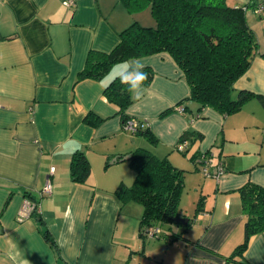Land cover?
I'll use <instances>...</instances> for the list:
<instances>
[{
	"label": "crops",
	"instance_id": "obj_1",
	"mask_svg": "<svg viewBox=\"0 0 264 264\" xmlns=\"http://www.w3.org/2000/svg\"><path fill=\"white\" fill-rule=\"evenodd\" d=\"M118 3L0 0V264H237L227 258L244 238L238 189L248 181L264 186V103L253 97L232 114L206 107L201 117L190 118L176 110L188 84L172 57L160 52L139 57L154 74L126 109L156 141L125 130L118 107L103 95L120 69L112 67L100 80L76 81L89 49L110 51L133 20L154 24L149 7L148 13H130ZM228 3L252 4L246 20L264 51V11H254L264 0ZM241 89L264 95V56H255L235 81L233 96ZM90 111L106 119L86 123ZM185 131L193 132L187 152L175 148ZM138 147L182 169L191 200L202 198L195 214L179 205L180 217L190 223L185 239L140 238L141 205L116 196L120 184L134 180L125 157ZM75 150L90 163L84 182L70 177ZM201 154L211 169L223 165L217 179L201 172L195 161ZM46 179L50 194L42 192ZM27 202L35 212L20 218ZM243 255L249 264H264V232L249 238Z\"/></svg>",
	"mask_w": 264,
	"mask_h": 264
},
{
	"label": "trees",
	"instance_id": "obj_2",
	"mask_svg": "<svg viewBox=\"0 0 264 264\" xmlns=\"http://www.w3.org/2000/svg\"><path fill=\"white\" fill-rule=\"evenodd\" d=\"M119 1L130 13L149 6L154 24L144 25L133 20L118 32V42L110 51L89 49L76 81L84 78L100 80L116 63L167 52L188 84L189 94L178 106L190 118L201 117L206 107L222 115L232 114L253 97L264 103V95L247 90H237L233 96L235 81L246 72L255 56H264L246 20V11L252 4L233 6L228 0ZM145 71L148 80L144 86H148L154 72L149 66ZM125 87L115 77L103 90L104 97L118 107L122 126L127 119L133 118L126 113L134 100L122 90ZM105 119L94 111L84 117L86 123L91 125H97ZM138 121L139 125L133 134H142L148 140L156 141L149 128L141 120ZM192 135L193 132L185 131L177 143L187 141ZM200 137V133L196 134V138ZM182 151L187 152L186 148ZM128 163L135 172L134 180L130 186L120 184L115 194L122 203L133 201L142 205L138 221L139 237H159L160 224L180 225L176 218L181 214L179 202L184 187V171L172 165L166 157H157L142 147L131 151ZM69 170L73 181L86 180L90 163L82 150L73 152ZM238 192L245 216L244 238L227 259L237 264H249L243 255L249 238L264 232V186L248 181L239 187ZM195 207L196 212L202 210V198ZM189 224L182 225V230L178 232H172L169 235L171 240L185 239L183 233ZM150 228H158L159 231L149 236ZM44 235L48 237L47 230H44Z\"/></svg>",
	"mask_w": 264,
	"mask_h": 264
},
{
	"label": "built area",
	"instance_id": "obj_3",
	"mask_svg": "<svg viewBox=\"0 0 264 264\" xmlns=\"http://www.w3.org/2000/svg\"><path fill=\"white\" fill-rule=\"evenodd\" d=\"M63 4L66 6H72L74 5V0H63ZM254 11L257 13H260L264 11V4H259L254 7ZM176 110L178 112H182V109L180 106L176 107ZM139 125V121L136 118H129L126 120L125 124L123 125V128L131 133L135 132L137 130V127ZM187 147V141L183 140L182 142H179L176 144V149L179 151L184 150ZM196 162L200 163V170L204 175L206 176H213L216 179L219 177V175L224 171L223 167L220 164H217L213 169L209 166V160L207 159L206 155L201 154L197 156ZM54 167H50V171H53ZM52 190L51 183L49 179H46L45 184L43 186L42 192L44 194H50ZM36 207L34 206V203L27 202L24 205L23 211L20 212V218H22L25 215H28L32 211H34ZM159 230L158 228H150L148 230L149 236H152L154 233H157Z\"/></svg>",
	"mask_w": 264,
	"mask_h": 264
},
{
	"label": "clouds",
	"instance_id": "obj_4",
	"mask_svg": "<svg viewBox=\"0 0 264 264\" xmlns=\"http://www.w3.org/2000/svg\"><path fill=\"white\" fill-rule=\"evenodd\" d=\"M113 67L120 69L117 78L122 85L126 86L122 90L126 91L132 100H139L146 91L144 82L148 80V73L145 71L147 65L139 58H130L123 61L120 65H114ZM69 231H72L71 224L69 225Z\"/></svg>",
	"mask_w": 264,
	"mask_h": 264
},
{
	"label": "rangeland",
	"instance_id": "obj_5",
	"mask_svg": "<svg viewBox=\"0 0 264 264\" xmlns=\"http://www.w3.org/2000/svg\"><path fill=\"white\" fill-rule=\"evenodd\" d=\"M118 6L125 7V5L120 4V3H118ZM148 11H149V9L146 8L143 11V14L148 13ZM199 175H201V174L199 173ZM181 195L183 198H182V202L179 203L180 207L187 210L188 214H192L193 212L195 214L196 213V210H195L196 207L195 206H196L197 202L194 203L193 200H191V198L193 197L192 188H190V189H188L187 187L183 188ZM193 206H194V209H193ZM141 209H142V205L140 206V210ZM182 227H183L182 225H177V224H172V225L171 224H160V237L163 238V237H165V235L167 237L170 235L171 232H178V231L182 230ZM145 242H149V240L146 239Z\"/></svg>",
	"mask_w": 264,
	"mask_h": 264
},
{
	"label": "water",
	"instance_id": "obj_6",
	"mask_svg": "<svg viewBox=\"0 0 264 264\" xmlns=\"http://www.w3.org/2000/svg\"><path fill=\"white\" fill-rule=\"evenodd\" d=\"M125 158H129V157H125ZM176 221L178 223H182L183 225H185L186 223H188V217H177Z\"/></svg>",
	"mask_w": 264,
	"mask_h": 264
}]
</instances>
